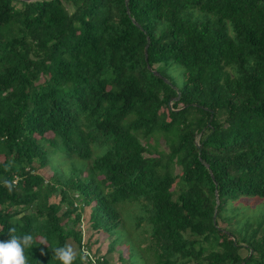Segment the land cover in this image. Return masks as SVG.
I'll return each mask as SVG.
<instances>
[{
  "label": "trees",
  "instance_id": "trees-1",
  "mask_svg": "<svg viewBox=\"0 0 264 264\" xmlns=\"http://www.w3.org/2000/svg\"><path fill=\"white\" fill-rule=\"evenodd\" d=\"M242 199L264 205V0H0V240L30 233L28 264L70 240L72 264H264Z\"/></svg>",
  "mask_w": 264,
  "mask_h": 264
},
{
  "label": "rangeland",
  "instance_id": "rangeland-1",
  "mask_svg": "<svg viewBox=\"0 0 264 264\" xmlns=\"http://www.w3.org/2000/svg\"><path fill=\"white\" fill-rule=\"evenodd\" d=\"M176 79H177L178 83H180L181 82V75L178 74L176 76ZM43 81L44 80H42V82ZM170 106H171V104L164 105L163 110L167 111V108H169ZM46 137L47 138H53V135L47 134ZM164 147H165L164 143L161 142L160 149L162 150ZM100 153H101L100 150H98V149L94 150V155L100 154ZM177 172L179 173L180 170L178 169ZM39 173L42 174V176L47 181H49L53 175V172L49 168L41 170ZM51 200H52V202L58 203L59 198H52ZM235 205L246 208L244 210L245 216L257 217L259 215V217H264V210H262L264 205L258 199H254V200L242 199L239 202L235 203ZM127 209H128V206H126V209L123 210V213H122L123 219L125 221V227L132 235H134L137 232V230L134 226V220L132 218V215ZM260 210H262V211H260ZM91 212H92V207L84 208L83 212H82V216H83L84 221H83L81 226L83 227L84 238L86 240H87L88 236H90V235L93 236L92 231L88 229L89 228L88 222H89V217H90ZM257 213H258V215H257ZM64 222H66V219H64ZM96 239L101 240L100 244L95 243ZM85 241H84V244H85ZM109 241H110V239L108 238L107 234H105V233L95 234V236H93V240H92V242H93L92 251L95 252L99 248L100 251L102 252V254H106ZM68 245L72 248V250L74 252V256H78L79 251H80L79 246L71 240L68 242ZM134 251L136 252V255L133 256L131 264H145V258L143 256V254L141 253V250L139 251L138 249L135 248ZM246 254H247V252L243 250L242 255L246 256ZM120 258H123V259L120 260ZM128 258H129V249H128V246L126 244L118 245L116 247V250L112 254L108 255V259H109L111 264H127L126 262L128 261ZM84 260H85V257H84Z\"/></svg>",
  "mask_w": 264,
  "mask_h": 264
},
{
  "label": "clouds",
  "instance_id": "clouds-1",
  "mask_svg": "<svg viewBox=\"0 0 264 264\" xmlns=\"http://www.w3.org/2000/svg\"><path fill=\"white\" fill-rule=\"evenodd\" d=\"M7 236V239L0 240V264H28L26 252L33 243V236L30 233L19 234L14 227L8 229ZM52 256L60 264H72L74 260V252L67 245L54 246Z\"/></svg>",
  "mask_w": 264,
  "mask_h": 264
},
{
  "label": "built area",
  "instance_id": "built-area-1",
  "mask_svg": "<svg viewBox=\"0 0 264 264\" xmlns=\"http://www.w3.org/2000/svg\"><path fill=\"white\" fill-rule=\"evenodd\" d=\"M82 229H83V227H82ZM83 256L85 257L86 262H88L89 264H96V262L98 260L91 252H89L87 250H83Z\"/></svg>",
  "mask_w": 264,
  "mask_h": 264
},
{
  "label": "water",
  "instance_id": "water-1",
  "mask_svg": "<svg viewBox=\"0 0 264 264\" xmlns=\"http://www.w3.org/2000/svg\"><path fill=\"white\" fill-rule=\"evenodd\" d=\"M18 1L26 2V3H31V2H35L37 0H18ZM146 59H147V49H146Z\"/></svg>",
  "mask_w": 264,
  "mask_h": 264
},
{
  "label": "crops",
  "instance_id": "crops-1",
  "mask_svg": "<svg viewBox=\"0 0 264 264\" xmlns=\"http://www.w3.org/2000/svg\"><path fill=\"white\" fill-rule=\"evenodd\" d=\"M109 260V259H108Z\"/></svg>",
  "mask_w": 264,
  "mask_h": 264
}]
</instances>
